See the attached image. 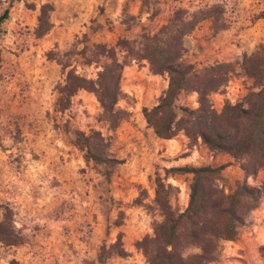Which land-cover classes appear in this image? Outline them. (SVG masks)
Wrapping results in <instances>:
<instances>
[{"label": "rangeland", "instance_id": "1", "mask_svg": "<svg viewBox=\"0 0 264 264\" xmlns=\"http://www.w3.org/2000/svg\"><path fill=\"white\" fill-rule=\"evenodd\" d=\"M9 7L0 40V264H148L137 244L162 221L160 202L181 212L189 204L193 176L174 169L230 163L220 183L227 191L244 173L185 131L157 137L144 110L159 104L169 76L152 71L141 37L214 9L183 38L181 61L231 65L229 81L210 95L221 113L264 88V0H0V16ZM97 44L115 47L124 64L115 127L88 90L61 101L69 70L98 78L102 68L85 63ZM178 104L197 109L199 95L183 93ZM93 132L115 162L90 160L77 144ZM259 176L248 182L264 190ZM119 236L127 257L114 249ZM262 247L264 197L208 264H264Z\"/></svg>", "mask_w": 264, "mask_h": 264}, {"label": "trees", "instance_id": "2", "mask_svg": "<svg viewBox=\"0 0 264 264\" xmlns=\"http://www.w3.org/2000/svg\"><path fill=\"white\" fill-rule=\"evenodd\" d=\"M214 12V9H209L190 19L176 18L155 35L143 34L139 43L142 57L149 61L155 74L169 76L168 89L159 104L150 111L145 109L144 115L159 138L172 139L180 131H185L190 138H200L210 151L228 155L239 165L244 180L236 181L235 187L229 191L221 186L223 171L230 163L174 169L193 176L189 204L181 212L173 209L167 199L160 202L162 221L155 224L153 237L137 244L148 264L212 262L221 242L237 239L239 228L259 208L264 197L263 188L248 182L249 178L256 179L264 170V88L250 93L245 104L229 103L219 113L213 108L210 95L229 81L231 65L217 63L199 69L181 61L183 38L194 31L205 16L214 17ZM9 17L10 7L0 16V40L4 33L3 24ZM85 57L87 65L97 64L102 68L98 78L87 80L76 70H69L66 84L60 90L61 101L68 105L80 90H88L97 97L105 119L115 127L123 115L117 106L124 64L120 62L116 48L107 44L95 45L91 56ZM250 75L256 79L259 77L257 69ZM183 93H197L199 108L180 106L178 102ZM77 144L86 151L90 160L97 163L116 161L105 154L104 138L100 133L93 132L88 137L82 135ZM114 249L120 257L128 256L121 236ZM191 249L200 253L189 254ZM261 252L264 254V247Z\"/></svg>", "mask_w": 264, "mask_h": 264}, {"label": "crops", "instance_id": "3", "mask_svg": "<svg viewBox=\"0 0 264 264\" xmlns=\"http://www.w3.org/2000/svg\"><path fill=\"white\" fill-rule=\"evenodd\" d=\"M259 175H260L259 177L262 178V179L264 180V171H261V172L259 173Z\"/></svg>", "mask_w": 264, "mask_h": 264}]
</instances>
